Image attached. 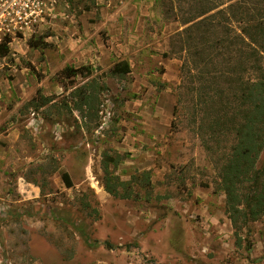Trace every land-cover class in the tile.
Returning a JSON list of instances; mask_svg holds the SVG:
<instances>
[{
  "label": "rangeland",
  "instance_id": "rangeland-1",
  "mask_svg": "<svg viewBox=\"0 0 264 264\" xmlns=\"http://www.w3.org/2000/svg\"><path fill=\"white\" fill-rule=\"evenodd\" d=\"M6 40L0 264H264V217L237 246L219 189L236 135L210 129L235 112L237 76H261L264 0H46ZM121 62L131 72L111 73ZM105 155L128 197L104 189Z\"/></svg>",
  "mask_w": 264,
  "mask_h": 264
},
{
  "label": "trees",
  "instance_id": "trees-1",
  "mask_svg": "<svg viewBox=\"0 0 264 264\" xmlns=\"http://www.w3.org/2000/svg\"><path fill=\"white\" fill-rule=\"evenodd\" d=\"M206 3L199 10V15H204L209 12V9H212V6H208ZM210 3L212 4V2ZM189 19L186 18L185 23L191 21ZM209 21L213 23L211 19ZM199 22L203 23L205 21L201 20ZM189 30L190 26L178 33V36L182 37ZM245 31L251 38L249 46L253 44L263 45L249 31V28H246ZM242 40L244 41V39ZM0 48L4 50V54L8 51L6 43L0 44ZM185 49L190 50L191 48L187 46ZM253 49L250 54L252 57L253 55L257 57L256 48ZM201 61L205 65L207 64L205 58H202ZM259 61L260 59L257 58L249 66V68L257 66L260 69L261 76L258 80H245L242 76H237L236 82L239 85L237 99L239 103L235 112L232 114L231 111L227 110L226 114L228 116H225V114L218 116L210 125L213 135L215 133L225 135L227 132H234L236 135V142L227 153L224 164L221 166L219 189L225 194V213L234 229L235 243L240 247L245 242L249 249L252 247V242L248 236L245 237L241 233L246 229L247 234H250V223L264 217V158L260 160L261 155L264 154V68L260 66ZM181 71L184 76L190 74L187 61L182 63ZM62 72L65 73L66 77L84 73L82 68L74 67H66ZM129 72H131V68L127 62L116 64L111 71L116 75ZM179 88L181 90V88H185V85ZM182 94L181 92L178 93L177 104L182 102ZM49 99L45 98L41 104H45ZM239 117L242 120H239ZM118 163L119 158L105 155L102 166L104 189L114 196L128 197L129 194L120 193V186L126 190L128 182L120 180L110 170L111 164L116 167ZM62 177L68 186H72L68 172H64ZM137 177H140L147 186L151 185L150 171H144L139 176H133L136 181L138 180Z\"/></svg>",
  "mask_w": 264,
  "mask_h": 264
},
{
  "label": "built area",
  "instance_id": "built-area-1",
  "mask_svg": "<svg viewBox=\"0 0 264 264\" xmlns=\"http://www.w3.org/2000/svg\"><path fill=\"white\" fill-rule=\"evenodd\" d=\"M45 5L46 0H0V44L33 28Z\"/></svg>",
  "mask_w": 264,
  "mask_h": 264
}]
</instances>
